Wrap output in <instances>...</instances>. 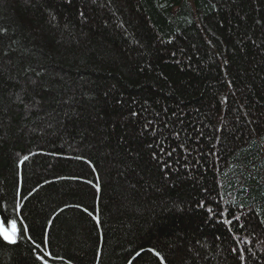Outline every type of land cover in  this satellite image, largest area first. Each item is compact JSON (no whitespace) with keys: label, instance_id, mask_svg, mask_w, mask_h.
Here are the masks:
<instances>
[{"label":"trees","instance_id":"16d2710c","mask_svg":"<svg viewBox=\"0 0 264 264\" xmlns=\"http://www.w3.org/2000/svg\"><path fill=\"white\" fill-rule=\"evenodd\" d=\"M5 217L0 264H264V0H0Z\"/></svg>","mask_w":264,"mask_h":264},{"label":"snow or ice","instance_id":"6c2138e0","mask_svg":"<svg viewBox=\"0 0 264 264\" xmlns=\"http://www.w3.org/2000/svg\"><path fill=\"white\" fill-rule=\"evenodd\" d=\"M27 159H28L27 157H24V160ZM21 163H23V161H21ZM97 188H99L98 185ZM17 207H19V205H17ZM5 220H7L6 217L4 218V220H0V239H2L4 242L9 244H16L18 242V236L20 234V228L17 227V221L16 220L7 221V226H5ZM24 231L26 232L27 229L25 228ZM36 247L40 248V245H36ZM154 254L157 257H160L159 252H154ZM45 255H49V254L45 253ZM36 259L40 260L42 264H47V261L44 260V256L37 255ZM161 260H163L162 257Z\"/></svg>","mask_w":264,"mask_h":264}]
</instances>
